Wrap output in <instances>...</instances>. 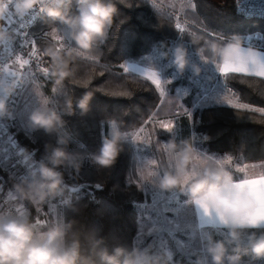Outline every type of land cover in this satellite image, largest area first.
<instances>
[{
  "label": "trees",
  "instance_id": "trees-1",
  "mask_svg": "<svg viewBox=\"0 0 264 264\" xmlns=\"http://www.w3.org/2000/svg\"><path fill=\"white\" fill-rule=\"evenodd\" d=\"M192 2L195 7L186 8L179 19L186 24L183 33L176 28V15L152 0H133L130 8L120 5L118 25L113 26L108 40L94 55L98 62L88 57H80L74 62L77 76L91 73L86 87L67 78L57 83L50 67L51 58L44 54L45 46L54 42L49 34L52 25L41 17L37 19L33 32L49 73L29 80L22 87L11 109L13 113L22 114L30 107L37 98V91H42L54 101L61 100L66 94L79 97L86 90L94 92L88 114L81 115L77 109L75 114L64 117L71 134L70 149L81 151L86 156L81 170L64 169V186L41 208L26 203L33 221L37 222L40 217L45 223L42 228L61 216L76 218L86 228L95 229L105 237L110 249L117 244L129 249L141 247L136 207L151 200L153 193L144 192L139 185L137 156L132 144L128 141L125 143L124 150L111 168H101L91 159V154L101 144L102 135L109 132L111 117L116 118L125 131H136L145 126L149 130L154 157L159 155L158 142L172 139L170 131L163 130L158 123L150 120L155 114L157 119L178 117L181 129L173 137L177 142L191 139L210 152L232 153L231 157L240 159L248 166L264 165V111H259L264 109V78L245 73H222L223 89L233 103H212L193 110L189 117L185 114L182 96L173 85L166 87L167 95L162 98L151 80L120 66L124 60L138 61L155 48L168 46L172 42L183 41L194 53H199L197 48L203 49V56L207 59L211 57L208 48L211 43H222L255 33H260L264 38V17L238 13L236 0ZM59 30L61 33L69 31L63 25L59 26ZM125 91L131 95L117 94ZM234 104L249 107L237 108ZM186 105H190L189 101ZM4 120L8 122V118ZM9 128L19 145L37 163L46 155V143H56V136L49 135L43 129ZM0 172L13 187L14 181H10L2 165ZM235 177L238 180L243 175ZM51 202L55 205V213L47 211ZM201 231L193 247L197 252L204 253V263L200 264H210L204 250L206 245L202 244L213 237L221 239L226 232L223 228L213 227H204ZM149 240L147 237L145 242ZM198 256L179 255L174 251L172 257L158 255L155 259L158 264H199L201 256ZM245 260L249 264H264V261H252L250 257H245Z\"/></svg>",
  "mask_w": 264,
  "mask_h": 264
},
{
  "label": "clouds",
  "instance_id": "clouds-1",
  "mask_svg": "<svg viewBox=\"0 0 264 264\" xmlns=\"http://www.w3.org/2000/svg\"><path fill=\"white\" fill-rule=\"evenodd\" d=\"M120 5L130 8L133 0H0V48L15 41L17 34L6 17L11 13L22 19L36 11L52 25L54 42L45 46L44 54L51 58L57 83L67 78L86 87L91 77L77 76L74 62L80 57H93L108 40L113 26L118 25ZM60 25L69 30L70 43L59 31ZM208 48L211 57L207 59L203 49L197 48L201 57L226 64L230 70L241 57L258 59L257 51H245L239 38L211 43ZM172 57L180 72L190 64L196 74L202 71L199 64L190 61L189 48L183 41L172 49ZM19 80L0 71V119L14 115L9 97ZM37 95L40 103L30 112L29 121L33 128L55 135L56 143H46L44 159L14 182L11 193L39 208L64 186V169L79 172L85 162V153L69 147L71 134L64 117L77 109L81 115L88 114L94 92L86 90L79 97L66 94L58 101L42 91ZM109 125L108 134L102 135L98 150L91 154L92 161L104 169L116 163L129 138L134 142L140 139L137 133L125 131L114 117L109 118ZM156 147L159 155L138 168L139 183H157L163 190L187 192L203 217L223 227L227 235L210 238L207 243L210 264H249L245 257L264 261V165L240 169L243 178L237 180L226 166L232 153L222 158L202 154L191 139L159 141ZM20 209L7 206V201L0 204V264H158L152 254L140 248L117 244L110 249L105 237L76 218L61 216L39 228L29 211Z\"/></svg>",
  "mask_w": 264,
  "mask_h": 264
},
{
  "label": "rangeland",
  "instance_id": "rangeland-1",
  "mask_svg": "<svg viewBox=\"0 0 264 264\" xmlns=\"http://www.w3.org/2000/svg\"><path fill=\"white\" fill-rule=\"evenodd\" d=\"M152 1L156 5L163 7L167 11L174 13L178 18V23L181 24L183 29H186V24L179 19L182 16L183 11L186 8H190L189 5H193L192 0ZM49 34L54 39L51 32ZM243 37L245 36H239L237 38L241 39ZM251 37H253L255 40L264 39L260 33L252 34ZM180 42L181 41L172 42L168 46L161 45V47L155 48L144 58L138 61L124 60L120 63V66L122 67L125 61H127L128 64L133 65L137 68L145 70L151 68L157 71L161 79L164 81L165 88L167 86L173 85L175 90L182 96V104L189 113H192V111L196 110L197 108L200 109L203 106L212 103L229 104L225 102V98L231 101L232 98L223 89V82L221 80L222 73H220V71L218 70L217 65L209 60H205L206 58L203 59L199 53L192 52L188 44L185 42L184 43L189 48L190 61L194 64H199L202 68V71L199 74H196L193 71L191 64L188 66V68L185 69L184 72H180L177 70L172 62V49L177 43ZM165 52H167L168 55H164ZM125 67L122 68L125 69ZM13 70L23 75L18 76L20 80L16 86L15 91L9 97V106L11 109L15 103L16 96L29 80L35 77L47 75L46 73L27 66L21 67L20 65H16V68H14ZM188 101L190 105L187 106L186 103ZM39 103L40 101L37 95L36 100H34L31 103L30 107L25 109L22 114L21 112H19V114L17 115L14 114L12 118H8V125L16 130L21 127L30 129L32 125L29 121V114L34 108L39 106ZM169 119L172 120L175 126L174 129L170 131L173 139V137L176 136L179 130L178 117L164 119L155 118L156 121ZM158 125L160 126L159 123ZM141 128L144 129V132H139V129L133 131L140 137L137 142L132 141L131 138H129L128 140V142L132 144L137 156V169L143 166L149 159L155 158L150 146L149 130L145 126H142ZM193 143L197 150L202 154L212 155L216 158H222L225 156V154H218L208 151L202 146V144H199L198 142L194 141ZM30 164L32 168L38 166V163L32 158L30 159ZM0 165H2L4 171L8 173L7 176L9 175L10 181L16 182L20 179L19 173L4 159V155L1 150ZM226 166L233 171L235 176L243 175L240 169L249 167L240 159L237 160L233 157L228 160ZM139 185L144 192L153 193L151 196V200H146L136 207L139 213L140 220V249L149 252L153 255L154 258L158 257V255H163L167 258L172 257L174 251L178 252L179 255H182V253L183 255H196V257L199 255L201 256L199 264L204 263V253L202 251L201 253L197 252L193 247L195 244V240H197L196 237L201 236V234H198V232L201 233V230L204 227H200L196 221V218L194 217L193 203L190 200L188 193L180 191L179 189L166 191L161 189L157 183L146 182L143 184L139 183ZM60 191L61 190H58L57 193ZM26 203L27 201L18 200L17 202H15V205L18 206L19 209L23 207L29 211ZM47 211L49 213H55V205L52 202L48 206ZM35 223L39 228H42L45 224L43 223V220L40 219V217L38 218L37 222L35 221ZM225 235H227V233ZM147 237L150 238L149 242H145V239ZM207 243L208 242H204L202 244V246L206 245L204 247L205 252Z\"/></svg>",
  "mask_w": 264,
  "mask_h": 264
},
{
  "label": "built area",
  "instance_id": "built-area-1",
  "mask_svg": "<svg viewBox=\"0 0 264 264\" xmlns=\"http://www.w3.org/2000/svg\"><path fill=\"white\" fill-rule=\"evenodd\" d=\"M237 12L245 16L251 17H264V0H236ZM40 16L33 18V12L29 13L27 17L23 20L14 17L11 13L6 17V23L13 29L20 28V24L26 20L31 19V23L27 24L25 28L20 29L21 32H26L28 34V39H35L36 35L33 32V27ZM24 37L16 34V39L9 44L12 53H15L7 62L6 67L12 70L16 68V65H20V61L17 57L27 60L30 63L24 66L31 67L35 70L41 68H47L43 53L37 46V41L35 46L31 43L22 44ZM243 45L264 50V39L255 40L251 35H247L240 39ZM33 47L36 49V55H32ZM10 53H8L4 48H0V65L6 63L9 58ZM37 62H39V68L37 67ZM0 150L4 155V159L13 166L19 173L20 178L26 175L31 169L30 159L31 156L24 151V149L19 145L13 132L10 130L9 125L4 119H0ZM13 187L8 184L6 177L0 172V204H4L7 201V206L12 207L14 210L19 209L15 205L16 197L11 193Z\"/></svg>",
  "mask_w": 264,
  "mask_h": 264
},
{
  "label": "snow or ice",
  "instance_id": "snow-or-ice-1",
  "mask_svg": "<svg viewBox=\"0 0 264 264\" xmlns=\"http://www.w3.org/2000/svg\"><path fill=\"white\" fill-rule=\"evenodd\" d=\"M189 7H195V5H189ZM36 16H39L38 12L34 11L33 12V18H35ZM24 18H22L23 20ZM32 21L31 19L29 20H26L25 22L21 23L20 24V28L16 29V32L24 37L23 41H22V44L24 43H31L33 46H35L36 44V40L35 39H31L29 40L28 39V34L26 32H21L20 29L22 28H25L27 26V24H30ZM176 28L181 32L183 33L184 32V29L183 27L181 26L180 23H177L176 24ZM65 37L68 39L69 43H70V39L67 37V33H65L63 31ZM8 53H10L9 55V58L7 59L6 63L0 65V71H4V72H7L9 75L11 76H14V77H18L20 75H23V74H20L18 73L17 71L15 70H12L11 68H8L6 67L7 65V62L8 60L13 56L15 55V53H12L11 51V48L9 45L3 47ZM32 55H36V49L35 47H33V52H32ZM89 59H92L93 61L95 62H98L97 61V58L96 57H88ZM17 59L20 61V64H21V67H23L24 65H27L29 64L30 62L27 61V60H23L19 57H17ZM215 62V61H213ZM216 65H217V68L218 70L220 71V73H227L229 71H233V72H236V73H248V74H253V75H256V76H259V77H264V61H262L261 59H257V58H252V59H247V58H243L241 57L238 62H237V66L233 69L230 70L229 66L228 65H222L218 62H215ZM127 66V67H125ZM37 67L39 68V62H37ZM122 67H125V70L126 71H134L140 75H143L145 76L147 79L151 80V82L155 85L156 89L158 90V93L159 95L163 98L167 95V92H166V88L164 86V81L161 79L159 73L151 68L145 70V69H140V68H137L133 65H130L128 64L127 61H125L124 65H122ZM41 72L43 73H48L49 72V69L47 68H41L40 69ZM89 76L91 77V73H89ZM119 95H131L130 92H121V93H117ZM225 102L229 103V104H232L233 102L231 100H227L225 98ZM234 107H237V108H244V107H249L248 105H245V104H234L233 105ZM259 111H264V109H259ZM185 114L188 115L189 117L191 116V113H189L186 109H185ZM150 120L153 122V123H159L161 128L163 130H167V131H171L174 129V124L172 122V120H160V121H156L155 120V114L150 117ZM139 132H144V129L141 128L139 129ZM139 135H137V139H139ZM228 159H231V157H229ZM16 210H22V209H16Z\"/></svg>",
  "mask_w": 264,
  "mask_h": 264
},
{
  "label": "crops",
  "instance_id": "crops-1",
  "mask_svg": "<svg viewBox=\"0 0 264 264\" xmlns=\"http://www.w3.org/2000/svg\"><path fill=\"white\" fill-rule=\"evenodd\" d=\"M243 48L245 51H247L249 48L256 50L258 53V59H261L262 61H264V50L252 48V47H249L246 45H243ZM229 72H233V71H229ZM245 74H248V73H245ZM250 75H253V74H250ZM262 78H264V77H262ZM178 123H179V130H180L181 129V123L179 120H178ZM240 179H242V178H239L238 180H240ZM17 201L18 200L16 199L15 202H17ZM192 203H193V211L195 213V218H196V221L200 227H202V228L203 227H205V228H208V227L223 228L222 226L218 225L215 221L211 220L210 218L203 217L200 213V210L196 206V204L194 202H192Z\"/></svg>",
  "mask_w": 264,
  "mask_h": 264
}]
</instances>
